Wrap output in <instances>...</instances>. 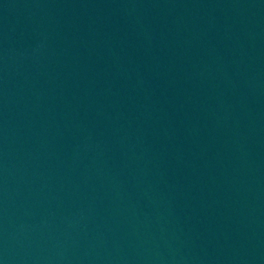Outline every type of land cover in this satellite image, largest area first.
<instances>
[{"label":"water","instance_id":"obj_1","mask_svg":"<svg viewBox=\"0 0 264 264\" xmlns=\"http://www.w3.org/2000/svg\"><path fill=\"white\" fill-rule=\"evenodd\" d=\"M0 264H264V0H0Z\"/></svg>","mask_w":264,"mask_h":264}]
</instances>
